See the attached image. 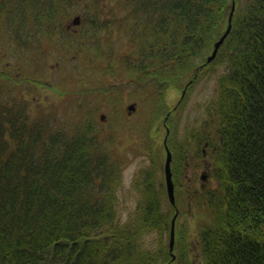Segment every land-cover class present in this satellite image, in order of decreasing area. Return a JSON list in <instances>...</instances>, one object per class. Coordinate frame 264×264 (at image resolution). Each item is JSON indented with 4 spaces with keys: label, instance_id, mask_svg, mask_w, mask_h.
Returning a JSON list of instances; mask_svg holds the SVG:
<instances>
[{
    "label": "trees",
    "instance_id": "trees-1",
    "mask_svg": "<svg viewBox=\"0 0 264 264\" xmlns=\"http://www.w3.org/2000/svg\"><path fill=\"white\" fill-rule=\"evenodd\" d=\"M75 1L64 0L56 9L64 11ZM234 2L230 31L209 62L214 41L227 27L232 0H121L119 19L112 18L111 9L109 19L87 21L89 35L96 28L112 34L117 26L128 33L133 50L122 66L130 67L129 76L155 106L139 129L137 145L149 161L136 171V205L123 222L116 209L125 151L121 136L89 117L66 128L16 102L0 106V264H195L193 252L201 264H264V0ZM21 41L22 49L30 50L40 38L29 34ZM75 41L83 44L81 33L70 38L73 48ZM107 41L105 57L113 48L112 39ZM220 64L216 95L207 106L213 129L204 127V138L199 134L212 186L197 197L212 220L197 228L191 242L177 211L169 251L163 235L169 240L187 154L185 140L177 144L172 138L171 114L184 103L190 85ZM104 70L112 72L106 65ZM29 77L31 82L40 78ZM185 84L183 97L164 121L169 93ZM97 88L83 86L82 91ZM163 122L169 128L175 204L163 178L157 179L160 168L163 177L166 156ZM151 231L160 240L154 249L137 244Z\"/></svg>",
    "mask_w": 264,
    "mask_h": 264
},
{
    "label": "rangeland",
    "instance_id": "rangeland-1",
    "mask_svg": "<svg viewBox=\"0 0 264 264\" xmlns=\"http://www.w3.org/2000/svg\"><path fill=\"white\" fill-rule=\"evenodd\" d=\"M63 1L39 0V8L49 11L53 7L58 8ZM120 1L76 0L70 3L63 9L62 17L55 19L53 29H49L53 38L40 39L37 46L32 48L33 53L32 49L11 46L12 40H8L7 45L4 44V36L0 35V47L2 44L5 51V56L0 62V106L16 102L24 107L28 106V109L32 108L36 114L48 115L55 124L66 128L76 125L81 116L89 117L96 119L97 122L99 120L106 131L110 128L121 136L125 151L123 173L116 187L118 195L116 209L117 218L123 222L136 205L137 189L133 186L136 171L146 166L149 161L137 145L140 137L139 129L150 117L155 106L147 91L143 90L145 88L129 76L130 67L122 66V62H126V55L133 50V45H129L130 40H127L128 33L117 26L112 34H108L104 28H96L95 32L89 35L92 29H89L88 20L109 19L111 9L112 18L119 19L123 13ZM79 15L85 27L76 32H82L83 44L75 41L77 47L73 48L69 44L72 32L65 30L63 22L70 19L72 22L75 18L78 20ZM126 28L132 30V27ZM110 38L113 41V48L105 57L103 55L107 52V40ZM97 47L100 48V54L94 52ZM105 65L108 69H112V72L105 71ZM5 66L8 67L7 71H12V75L16 73L18 78L9 82L8 75L2 72ZM222 70L221 64L217 66L216 71L207 69L190 85L182 106L171 114L170 126L173 127L174 134L172 138L177 144L184 140L186 142L185 169L178 180L182 187L177 184L176 204L181 213L178 217L179 223L184 220L191 242L196 239L197 228L212 220L210 210L202 205L197 197V195L202 196L199 173L206 167V160L208 162L206 152L204 154L202 152V149L205 150L204 140H200L199 134L204 138V127L213 129V123L210 121L211 113L208 112L207 106L216 95L217 77ZM23 72L29 76L37 74L40 78L31 82L30 77L24 74L26 79L21 80ZM106 73L107 75L103 76ZM80 79L83 81L81 82ZM89 82H93L94 86ZM98 82L103 85L102 89L97 88ZM83 86L87 89L91 86L96 87L99 91H82ZM67 92L70 97L67 96ZM180 100V90L169 93L167 107L164 106L163 120L170 115V111L175 108L174 104ZM83 103L84 107L79 111L77 107H81ZM130 103H135V109L128 114L126 107ZM87 109L91 112H87ZM101 114H103L102 119ZM164 123L165 128L162 127L161 131L162 139L167 127ZM158 177L160 180L163 178L161 168L157 171V179ZM156 181L160 183L159 180ZM211 183L212 177H209L205 187H211ZM192 193L195 195L191 196ZM163 241L168 242L167 234L163 235ZM159 242V236L155 231H151L144 234L137 244L154 249ZM191 258L195 264H201L197 252H193Z\"/></svg>",
    "mask_w": 264,
    "mask_h": 264
},
{
    "label": "flooded vegetation",
    "instance_id": "flooded-vegetation-1",
    "mask_svg": "<svg viewBox=\"0 0 264 264\" xmlns=\"http://www.w3.org/2000/svg\"><path fill=\"white\" fill-rule=\"evenodd\" d=\"M39 5V0H35L32 4L25 3L24 0H0V35L4 36L3 43L7 45L8 40H12L13 44L11 46H21V39L30 34L35 40L37 37L42 38H53L50 34L49 29H53L55 19L62 17L61 11L53 7L49 11L41 10L39 7H36L35 10L30 11V8L33 5ZM31 12V13H30ZM50 12V14H47ZM64 16V15H63ZM78 23L74 24L70 20L64 21L63 25L66 31L77 33L76 31L82 30L85 27V23L81 21V16L79 15ZM14 31H17L19 34H13ZM82 34V32H79ZM30 38V37H29ZM36 44L34 43L33 46ZM5 56L4 47L1 44L0 47V62ZM7 66L3 69V74L10 77L12 71H7ZM22 74V73H21ZM14 75L17 76L16 73ZM203 154L206 152L202 149ZM205 161V160H204ZM187 164V163H186ZM206 167L202 169V172L199 173V186L203 189L210 175V165L206 160ZM203 175V178L201 177ZM210 175V176H209ZM169 251H172L169 249Z\"/></svg>",
    "mask_w": 264,
    "mask_h": 264
},
{
    "label": "water",
    "instance_id": "water-1",
    "mask_svg": "<svg viewBox=\"0 0 264 264\" xmlns=\"http://www.w3.org/2000/svg\"><path fill=\"white\" fill-rule=\"evenodd\" d=\"M234 7H235V2H234V0H232L231 9H230L229 16H228L227 27L224 30V32L220 35V37L214 41L212 51L206 57L207 62L211 61L215 57L218 48L223 43L226 35L230 31L231 18H232ZM77 22H78V20H76V18L72 20V23H77ZM184 92H185V87L182 90L181 97L183 96ZM126 109H127V112L130 113L132 110L135 109V103H130L129 105H127ZM102 117H103V114L100 115L101 119H102ZM167 133H168V129H166V134ZM166 134H165L164 139H163V143L165 145V150H166V156H165V161H164V179H165V186H166V192H167L168 199H169L170 203L175 204L174 183L172 180V172L170 169V161L172 159V154L166 145V136H167ZM201 177L203 178V175H201ZM176 214H177V209H176V211L172 217V220H171V226H170V232H169V249L170 250H172V246L174 243V225H175Z\"/></svg>",
    "mask_w": 264,
    "mask_h": 264
}]
</instances>
